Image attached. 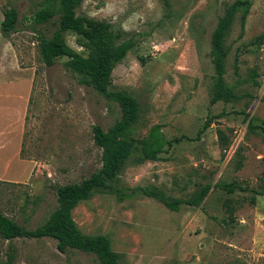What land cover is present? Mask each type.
I'll return each instance as SVG.
<instances>
[{"label":"rangeland","instance_id":"obj_1","mask_svg":"<svg viewBox=\"0 0 264 264\" xmlns=\"http://www.w3.org/2000/svg\"><path fill=\"white\" fill-rule=\"evenodd\" d=\"M42 1L0 0V21L9 6L20 20V31L0 42V99L5 88L20 90L19 100L0 101V138H7L6 129L21 142L10 154L1 152L0 172L12 164L0 176V213L28 230L45 224L57 208L60 186L101 169L103 151L93 129L107 130L121 118L117 103L79 84L67 59L43 62L39 37L50 38L56 28L33 24ZM236 1L83 0L77 10L111 22L136 42L112 77L114 89L139 102L138 143L113 183L115 192L98 191L73 212L83 233L110 238L121 264H264V133L252 125L264 126V0H251L244 30V11L236 15L224 76L235 97L213 103L211 37ZM67 40L82 50L74 35ZM157 125L167 144L159 160H144L140 141ZM232 182L247 191L216 187ZM208 184L200 205L186 203ZM143 190L183 204L171 210ZM12 244L37 254L32 264H98L93 254L60 253L50 238ZM8 245L0 238V249Z\"/></svg>","mask_w":264,"mask_h":264},{"label":"trees","instance_id":"obj_2","mask_svg":"<svg viewBox=\"0 0 264 264\" xmlns=\"http://www.w3.org/2000/svg\"><path fill=\"white\" fill-rule=\"evenodd\" d=\"M82 2L83 0H43L40 3V8L32 16L33 24L38 26L52 24L56 28L50 38L43 35L39 37L42 60L47 66H54L59 60L67 59L66 66L77 75L79 84L117 103L121 110V118L107 130L100 125L94 127L95 144L103 151L101 169L80 183L60 186L57 190V208L50 214L45 224L28 230L13 218L0 213V238L9 242L7 259L0 260V264H14L11 244L20 238H50L57 242V249L62 254L78 250L96 256L98 264H121L122 256L114 251L110 238L105 235L92 236L83 233L74 221L73 212L80 203L90 200L98 191L115 192L113 183L122 173L138 143L133 137V132L140 117L139 102L126 91L114 89L112 77L115 67L126 59L128 53L135 48L136 42L133 38H127L122 29H116L109 21L79 15L77 10ZM165 2L169 5L168 0ZM250 5L251 0H237L228 6L212 33V58L217 74L213 103L228 102L235 97L233 90L224 80L225 64L229 55L226 42L236 15L241 10L244 11L241 16V27L244 30ZM3 16L1 33L4 37L10 38L20 31L19 12L16 7L9 6L3 11ZM68 34L76 37V43L81 51L69 45ZM254 122L255 120L252 121L254 129H260L264 133V126ZM160 128L159 125L154 126L148 138L140 141L144 160L157 161L160 159L159 155L164 152L167 143L161 135ZM208 128L209 124L206 123L200 133ZM216 187L230 194L247 191L236 182L218 184ZM211 188L209 184L202 187L197 195L186 203L190 206L200 205ZM143 191L147 197L159 200L174 211L183 204L179 200H169L164 193ZM120 197L124 198L122 195Z\"/></svg>","mask_w":264,"mask_h":264},{"label":"crops","instance_id":"obj_3","mask_svg":"<svg viewBox=\"0 0 264 264\" xmlns=\"http://www.w3.org/2000/svg\"><path fill=\"white\" fill-rule=\"evenodd\" d=\"M3 19H4V16H3V18L0 21V42H1V38L4 37L2 35V33H1V23H2ZM5 89H7V88H5ZM5 89H3V90H4V93H5V96H7V99H10L12 97H16L19 100L18 92L20 90H17L16 91V94H13V93L10 94L9 91H8V89L6 91H5ZM4 97H2V98H4ZM1 99H0L1 103L7 105V101H3ZM1 103H0V105H1ZM5 105H4V107H6V111H8V109H7L8 106H5ZM4 128L5 127H3V129ZM4 131L8 132V134H7V138L6 139L1 140V138H0V161L2 159L1 158V152H3L4 150H7V151L9 150V154H10V151L13 152L15 149H19V145L21 143L19 137L14 132H9L6 129H4ZM2 134H3V131L0 132V137L1 136H4ZM10 162H8L5 165V168H4L5 169V173L2 174L0 172V176L6 175V170H8L9 166L12 164ZM42 239H44V238H42ZM11 246H12V248H11V254L13 255V262H14V264H32V261L34 259L38 258V255L37 254H34L33 255L31 253V249L30 248L28 250H25V249L23 250V249H20L21 247L19 245L11 244ZM6 247L7 248H5V249L4 248H1L0 249V260L7 259V252H8L9 245L6 246Z\"/></svg>","mask_w":264,"mask_h":264}]
</instances>
